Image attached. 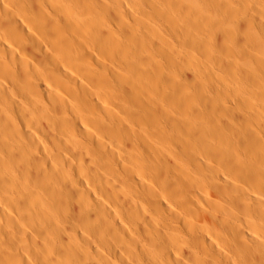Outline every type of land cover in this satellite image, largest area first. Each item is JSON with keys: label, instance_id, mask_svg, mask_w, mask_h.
I'll use <instances>...</instances> for the list:
<instances>
[{"label": "bare ground", "instance_id": "6f19581e", "mask_svg": "<svg viewBox=\"0 0 264 264\" xmlns=\"http://www.w3.org/2000/svg\"><path fill=\"white\" fill-rule=\"evenodd\" d=\"M0 264H264V0H0Z\"/></svg>", "mask_w": 264, "mask_h": 264}]
</instances>
